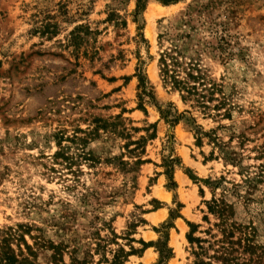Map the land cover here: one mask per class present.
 Here are the masks:
<instances>
[{"label":"rangeland","instance_id":"374dc122","mask_svg":"<svg viewBox=\"0 0 264 264\" xmlns=\"http://www.w3.org/2000/svg\"><path fill=\"white\" fill-rule=\"evenodd\" d=\"M45 24L55 26L54 37L33 33ZM79 26V45L72 47L68 35ZM170 51L180 71L196 67L217 87L210 106L221 103L219 111L204 115L163 87L158 61ZM137 72L158 106L189 112L176 126L165 124L149 104L146 114L137 109ZM224 113L229 116L220 117ZM94 118L117 122L119 133L89 136L92 164L79 157L78 142L67 139L91 131ZM191 118L227 153L242 158L243 170L207 139L196 145ZM150 125H156L155 138L144 145L145 163L136 166L123 146L129 136L135 141L152 133L145 131ZM60 139L71 167L54 156ZM163 159L179 161L171 191ZM262 165L264 0H147L138 16L135 0H0V250L20 249L27 256L28 245L30 259L47 264L52 244L63 249L64 264L74 252L88 264H109L104 259L117 249L110 243L113 233L125 251L128 232L135 241L155 243L153 228L175 211L180 218L168 233L173 257L167 264H192L186 223L200 231L208 227L202 218L211 193L201 181L220 177L240 185L245 200L237 201L239 220L252 222L256 243L264 247V183L243 182ZM158 206L165 218L142 215ZM140 217L146 225L132 232L129 225ZM147 249L126 264H155V248Z\"/></svg>","mask_w":264,"mask_h":264},{"label":"trees","instance_id":"16d2710c","mask_svg":"<svg viewBox=\"0 0 264 264\" xmlns=\"http://www.w3.org/2000/svg\"><path fill=\"white\" fill-rule=\"evenodd\" d=\"M121 1V0H120ZM163 5H169L171 3L177 2V0H157ZM147 0H135V11L136 16L143 11L145 3ZM108 21L112 22V17H108ZM82 27H76L68 35V41L70 46L78 47L80 37L77 34ZM57 29L51 27L49 24L43 25L40 29H35L34 34L40 36H47V38H52L56 35ZM160 38V36L158 37ZM78 44V45H77ZM159 71L160 78L164 88L170 89L177 93L183 104L189 105L194 108L200 109L203 114H210L211 111H219L222 106L221 103L211 107L210 103L213 101L214 93L217 91V87L214 84L208 83L205 76L196 67L190 66L186 72L185 69L180 71L181 64L178 60L171 55L170 52H163L159 58ZM183 72L185 77H181ZM138 81V107L137 109L146 114L144 109V104H149L153 106L160 115V118L165 124L174 127L176 126L182 118L189 112L184 111L178 113L172 104L167 105L164 109L157 105L156 98L148 86L147 81L144 77L137 72L136 75ZM220 116V115H218ZM227 113H224L220 117H228ZM115 120H121L120 116L114 118ZM190 121L193 124L194 139L196 145L202 144V139H207L212 145H217L219 154L225 156V159L230 161L234 167H238L243 170L241 165L242 158H238L234 153H227L221 145L222 142L212 136V132H203L200 128L196 127L195 122L191 118ZM94 124L93 129L88 132L80 131L83 137L74 136L73 138H68L67 141L75 144V146L80 150V158L84 162L93 161V152L87 150V146L91 138L89 136L99 137V132L105 133L107 131L111 133H116L115 130L117 122L110 123L107 120L94 118L92 120ZM155 128L156 125H150L148 129L152 130V133L145 137H140L139 139L133 141L132 137H127L129 141L123 146L128 155L134 157V165L140 166L145 161H142L140 155L143 154L144 145L148 140L155 138ZM133 131L136 129H132ZM134 131V132H135ZM119 133V132H118ZM128 136V135H127ZM61 139L57 143L58 151L54 154L55 157L62 156L66 162H69V166H72V159L68 156H64L62 152L68 148L61 147ZM134 147V148H132ZM140 150V151H139ZM119 159V160H118ZM112 162L117 161L118 165L125 166L128 163H123L122 158L112 157ZM179 165L177 159H163V167L166 169V190L171 191L176 187L173 181V171L176 165ZM92 166V165H91ZM264 165L259 166L257 174L254 177H245L243 180L244 184L248 185L252 182L254 183H264ZM189 172V171H187ZM191 180L199 181L197 178L189 175ZM200 182V181H199ZM203 182L210 190L211 199L205 201L206 211L202 221L208 225L204 231H200L199 225L187 222L189 232L186 234L187 243L190 246V255L193 258L192 264H264V247L257 245L256 243V231L253 227L252 222H241L238 217L237 211V201L244 199L238 191L240 185L234 183H228L224 177H220L215 181L204 180ZM248 183V184H247ZM219 192L218 194L216 192ZM245 200V199H244ZM181 207L180 205H178ZM156 207L154 208V210ZM148 212H143L142 215ZM180 218L178 212L169 211L168 221L160 225V228H153V231L158 234L159 238L155 243H145L142 240L135 241L132 239V233L128 232L126 238H122L127 242L128 250L125 251L124 248L117 244L116 240L118 237L113 233L112 240L110 243L117 247L116 250H112L109 253L112 254L110 261L104 259L106 263L109 264H126L129 257L137 256L140 257L142 253L150 247H154L158 258L155 264H167L173 257L172 250L168 247V233L170 229L173 228V222L175 219ZM213 219V223H211ZM138 225H146V222L141 217L137 219L136 223L129 225L128 229L135 231ZM199 233L204 235L205 238L196 237L195 234ZM138 243L142 248L140 250L134 249L133 244ZM26 249L29 250V254L25 256L23 252L19 250V253H14L10 248H2L0 250V264H37L30 258L34 257V253L30 251V247L25 245ZM48 250L51 252L49 256V262L47 264H64L63 262V249L59 246L49 245ZM70 264H88L86 259H78L76 257V252L72 253L70 257Z\"/></svg>","mask_w":264,"mask_h":264},{"label":"crops","instance_id":"0c3cea01","mask_svg":"<svg viewBox=\"0 0 264 264\" xmlns=\"http://www.w3.org/2000/svg\"><path fill=\"white\" fill-rule=\"evenodd\" d=\"M147 214H150V215H155V216H162L163 218H165L166 217V213H165V211L163 210V208H160L159 206L155 209V210H153L152 212H148ZM147 214H145V215H147ZM148 250V249H147ZM147 250H145V251H147ZM144 251V252H145ZM143 252V253H144ZM142 253V254H143ZM142 256V255H141ZM141 256L139 257V258H141Z\"/></svg>","mask_w":264,"mask_h":264}]
</instances>
